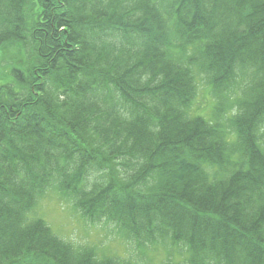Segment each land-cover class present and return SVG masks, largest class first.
I'll list each match as a JSON object with an SVG mask.
<instances>
[{
	"label": "trees",
	"instance_id": "16d2710c",
	"mask_svg": "<svg viewBox=\"0 0 264 264\" xmlns=\"http://www.w3.org/2000/svg\"><path fill=\"white\" fill-rule=\"evenodd\" d=\"M10 47L0 264H139L34 215L50 187L140 247L185 245V264H264V0H0ZM194 70L211 118L191 113Z\"/></svg>",
	"mask_w": 264,
	"mask_h": 264
},
{
	"label": "rangeland",
	"instance_id": "374dc122",
	"mask_svg": "<svg viewBox=\"0 0 264 264\" xmlns=\"http://www.w3.org/2000/svg\"><path fill=\"white\" fill-rule=\"evenodd\" d=\"M4 51L6 58L0 56L2 58L0 69L5 72L9 69L10 64L19 57L20 51L16 52L14 47ZM196 67L198 66L195 65ZM4 72L0 76L4 75ZM211 91L204 78H199L197 96L191 106V113H210L211 104L216 102ZM204 116L209 117L206 114ZM101 177L100 174L94 173L93 179L96 180ZM33 213L44 219L61 237L78 245L86 244L95 247L100 255L110 254L130 258L139 264H184V258L187 256V249L183 246L171 248L162 245H146L140 247L138 243L125 239L113 223L86 221L76 211L73 203L63 197L55 187L47 189Z\"/></svg>",
	"mask_w": 264,
	"mask_h": 264
},
{
	"label": "bare ground",
	"instance_id": "6f19581e",
	"mask_svg": "<svg viewBox=\"0 0 264 264\" xmlns=\"http://www.w3.org/2000/svg\"><path fill=\"white\" fill-rule=\"evenodd\" d=\"M189 29V27H188ZM172 38H175V36L172 34ZM221 38V35L220 34H217L215 32V34H211V35H205L204 33H196L190 37H188L187 35H185V37L182 39V41H190L192 39V42L195 43V44H198V45H204L203 41L205 40H208V39H220ZM176 39V38H175ZM167 41H169L168 37H167ZM181 41V42H182ZM176 43V42H175ZM170 44H172V46H174L175 44L173 42H170ZM189 45H186V49L184 48V45H182L181 48H179L177 51V55L180 56V55H186L185 54V51H189ZM194 72L196 74L199 75L198 71L194 70ZM149 245V244H147ZM183 247H186L185 245L182 244ZM114 257H120V256H115ZM120 258H123V257H120ZM124 259V258H123Z\"/></svg>",
	"mask_w": 264,
	"mask_h": 264
}]
</instances>
